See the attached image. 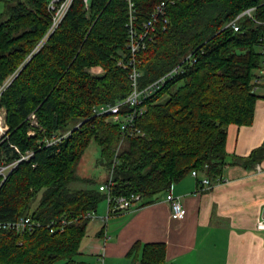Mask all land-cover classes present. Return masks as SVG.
<instances>
[{
	"label": "trees",
	"instance_id": "obj_1",
	"mask_svg": "<svg viewBox=\"0 0 264 264\" xmlns=\"http://www.w3.org/2000/svg\"><path fill=\"white\" fill-rule=\"evenodd\" d=\"M1 1L0 110L7 130L0 138V165L17 163L3 182L0 175V220L30 217L41 226L21 234L0 230V264H76L90 221L85 215L106 198L77 173L92 141L111 170L110 194H139L141 205L192 170L210 180L221 176L227 127L249 124L256 100L264 99L251 88L264 61V0L168 5L166 23L155 24L151 41L135 55L137 85L144 88L177 66L183 71L140 105L134 121L140 133L126 136L119 123L92 109L131 91L128 69L118 64L131 58L128 0H72L47 38L51 0ZM161 1L131 0L136 29ZM247 9L252 16L240 17L234 31L228 24ZM53 137L60 139L46 146ZM263 150L250 158L258 160ZM163 263L162 244L143 245L139 264Z\"/></svg>",
	"mask_w": 264,
	"mask_h": 264
},
{
	"label": "crops",
	"instance_id": "obj_2",
	"mask_svg": "<svg viewBox=\"0 0 264 264\" xmlns=\"http://www.w3.org/2000/svg\"><path fill=\"white\" fill-rule=\"evenodd\" d=\"M260 147L264 99L259 97L249 124L227 127L226 163L211 187L202 188L205 175L189 173L151 203L109 212L105 222L107 202L98 206L76 264H139L143 245L151 243L163 245V264H264V231L258 227L264 217V150L258 160L250 158ZM167 193L179 197L186 210L182 219L171 217Z\"/></svg>",
	"mask_w": 264,
	"mask_h": 264
},
{
	"label": "built area",
	"instance_id": "obj_3",
	"mask_svg": "<svg viewBox=\"0 0 264 264\" xmlns=\"http://www.w3.org/2000/svg\"><path fill=\"white\" fill-rule=\"evenodd\" d=\"M72 0H51L48 8L52 12V24L49 30L46 33L45 38H47L56 26L60 23L65 13L67 12ZM177 0H162L151 12L149 18L144 21L141 25V29L138 30L134 27V9L133 3L131 0H128V22L126 27L128 28V39H127V47L130 49L131 58L128 63H124L122 60L119 61V65H121L124 69H128V77L131 82V91L130 93L123 99L115 102L114 104L105 103L95 106L92 109V113L95 116L106 115L111 117V120L119 123L120 132L122 136L139 134L140 130L137 129L134 125V121L136 116L140 115L143 109L140 107L141 104L154 92L160 89L163 84L170 80L174 75L182 73V68L177 66L173 70H171L166 75L158 78L154 82L150 83L144 88H139L137 85L138 78L140 76V70L137 67L135 61V55L140 50L145 48L146 42L151 41L152 35L151 33L155 30V24L158 22L166 23V8L168 5H172ZM253 9H247L244 12L240 13L234 20H232L228 26H230L234 31H238L239 26L237 24V20L242 16H252ZM259 52L264 55V44L259 45ZM259 68L256 69V73L252 77V91L257 94H264V61L260 64ZM261 89L259 92L258 90ZM123 106H128L132 108L131 112L121 113V109ZM30 120L36 124L35 115H30ZM60 137H53L50 141H46L45 144L50 145L56 141H58ZM31 153H28L25 156H22L19 161L23 159H27ZM17 162L10 163L8 165H0V175L3 176L2 182L5 180L7 174L11 171V169L15 166ZM190 174L193 177H197L199 173L196 170H192ZM1 182V183H2ZM200 184L202 188L211 187L212 183L207 176H204L200 180ZM114 185L111 175L110 177L102 184L98 186L100 191L106 193V202L108 213L106 216L101 217L102 221H106L109 212H114L117 208L122 207L123 209H131L140 206L143 201V198L139 194H130L128 196L120 195L113 196L110 194V188ZM165 200L168 202L171 209V217L173 219H182L186 210L182 206L179 197H176L170 193H167L165 196ZM85 217L89 219L97 218L96 214L93 212L86 213ZM64 223V221H63ZM52 225V224H50ZM41 223L39 221L33 220L30 217H21L16 220H0V230H11L15 231L19 234L25 231H32L37 227H40ZM51 227H54L53 225ZM258 227L264 231V217L258 224ZM53 231V229H51Z\"/></svg>",
	"mask_w": 264,
	"mask_h": 264
},
{
	"label": "rangeland",
	"instance_id": "obj_4",
	"mask_svg": "<svg viewBox=\"0 0 264 264\" xmlns=\"http://www.w3.org/2000/svg\"><path fill=\"white\" fill-rule=\"evenodd\" d=\"M4 10V2L0 0V11ZM90 72L94 74H98L100 69H91ZM256 73V70H254V74ZM259 92L261 89L258 90ZM4 115L5 112L3 109L0 110V138L5 135V132L7 130V127L4 125ZM77 173L85 178L92 179V187L96 188L100 183H104L111 175V170L109 169V165L107 162L100 158V148L95 142H91L88 147L86 148L79 165L77 167ZM72 187L74 188H83V187H89L87 184L83 183H72ZM106 205V200H102L99 203L98 210H101V208H104ZM100 208V209H99ZM103 212V211H102ZM96 222L94 219H91V221L88 224L87 233L94 230V227L96 225ZM55 264H62L61 262H57Z\"/></svg>",
	"mask_w": 264,
	"mask_h": 264
},
{
	"label": "water",
	"instance_id": "obj_5",
	"mask_svg": "<svg viewBox=\"0 0 264 264\" xmlns=\"http://www.w3.org/2000/svg\"><path fill=\"white\" fill-rule=\"evenodd\" d=\"M120 210H122V207L117 208L115 211H120Z\"/></svg>",
	"mask_w": 264,
	"mask_h": 264
}]
</instances>
